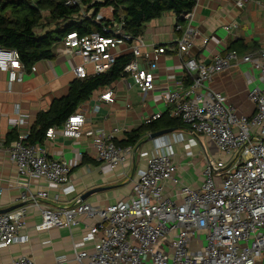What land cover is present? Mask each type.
<instances>
[{
  "label": "built area",
  "instance_id": "1",
  "mask_svg": "<svg viewBox=\"0 0 264 264\" xmlns=\"http://www.w3.org/2000/svg\"><path fill=\"white\" fill-rule=\"evenodd\" d=\"M108 1L112 0H64L66 8L78 12L62 25L89 20L101 25L108 36L99 32L83 37L67 33L60 40L62 52L66 57L81 59L72 73L76 79H85L90 76L86 66H90L92 75L103 74L115 64L118 49L126 47L132 58L121 77L130 78L145 99L155 88L156 63L150 62L146 68L140 66L145 41L141 35L124 32L122 18L114 23L113 8L105 6ZM194 8L182 16L183 24L176 23L173 29L178 33L176 56L192 83L185 90H166L161 94L169 116L180 120L192 137L177 134L175 140L166 139L167 135L151 140L150 150L139 153L144 168L137 173L131 194L104 208L77 203L41 209L39 203L47 198L46 190L33 194L25 186L19 194L20 203H29L39 210L38 231L70 230L79 225L80 218L93 221L80 240L72 243V261L77 264H264V84L248 92L254 110L249 116L236 112L225 95L208 87L214 75L233 64L251 63L264 75V46L255 59L251 55L239 58L235 52L215 56L208 63L195 59L190 56L199 38L192 24ZM206 43L204 40L203 44ZM151 50L159 56L167 48L152 46ZM30 72H35V66ZM0 73L7 76L9 93L14 84L22 82L25 72L15 50L0 47ZM99 99L114 103L111 90ZM14 113L21 122L18 106ZM160 117L161 114L153 115L144 124ZM85 122V114L79 111L66 119L58 134L64 139L78 140ZM54 132L55 129H48L45 138L54 139ZM118 132L114 128L107 134L94 135L89 145L94 160L108 170L133 163L137 152L135 146L123 148L116 144ZM27 136L12 142L6 150L17 172L58 187L64 194L70 193L72 162L48 159L41 144L24 143ZM196 136L213 142L219 156L216 160H204L200 185L191 187L178 176L175 145L181 144L184 158L191 162L195 159L192 148L197 144ZM169 185L173 193L166 197L164 189ZM54 201H58L57 196ZM23 213L17 209L0 214V248L27 242V237L20 235ZM88 243L92 245L90 252L86 250ZM14 264L33 261L22 256Z\"/></svg>",
  "mask_w": 264,
  "mask_h": 264
},
{
  "label": "crops",
  "instance_id": "2",
  "mask_svg": "<svg viewBox=\"0 0 264 264\" xmlns=\"http://www.w3.org/2000/svg\"><path fill=\"white\" fill-rule=\"evenodd\" d=\"M104 16L107 18V14ZM175 24L176 17L168 13L144 26L141 36L146 47L141 49L143 57L140 66L146 68L150 62H155L157 66L155 88L145 99L130 78L121 77L111 86L94 91L89 100L78 106L74 114L82 111L86 117L78 140L60 137V127L51 128L55 129L54 139L44 138L41 146L48 159L71 161L73 164L69 172L72 191L67 194L58 187L20 175L6 150L12 142L28 134L38 113L47 112L52 102L67 95L70 84L76 79L72 68L81 64V59L64 56L60 39L53 47V59L34 64L33 73L24 70L22 82L14 84L10 93L7 92V76L0 73V210L21 204L18 197L25 186L33 194L39 189L46 190L47 198L39 203L41 209L69 207L77 203L104 208L131 194L137 173L144 168L139 153L150 150L152 146L148 136L135 146L137 152L133 163L114 170L96 162L89 145L94 135L107 134L114 128L119 130L117 141L124 140L128 133L144 125L151 116L168 112L161 100L163 92L189 87L184 86L186 73L176 56L178 33L173 31ZM192 24L199 33L190 50V56L195 59L208 63L213 57H222L230 52H235L239 58L251 55L255 59L264 46V0H250L242 5L237 0H196ZM225 27L229 28L228 31ZM204 40L207 42L205 45ZM152 46L165 47L167 51L158 56L153 54ZM118 51L117 57L130 53L126 47ZM86 70L90 76H95L91 74L90 66H86ZM263 84L264 75L250 63L233 64L225 72L214 75L208 87L225 95L228 105L236 112L249 116L254 110L248 101V92ZM108 90L114 98L112 104L99 99ZM17 106L21 122L14 113ZM177 134H182L184 138L192 137L186 128H182L172 131L166 139L175 140ZM195 140L197 144L192 152L196 162L186 163L181 144L175 145L178 176L182 183L191 187L200 185L201 171L194 172L190 167H196L200 162L202 168L206 158L216 160L219 156L213 142L203 136H196ZM98 188L104 190L91 194L85 201L81 200L83 194ZM164 190L166 197L173 193L170 185ZM55 196L58 198L56 202ZM18 209L24 211L20 235L26 236L27 242L0 248V264H14L22 256L31 258L33 264H77L72 261V243L80 240L93 221L80 218L79 225L70 230L53 228L38 231L37 226L41 222L39 210L29 203ZM91 249V243L86 244V250L90 252ZM61 259L65 261L57 263Z\"/></svg>",
  "mask_w": 264,
  "mask_h": 264
},
{
  "label": "trees",
  "instance_id": "3",
  "mask_svg": "<svg viewBox=\"0 0 264 264\" xmlns=\"http://www.w3.org/2000/svg\"><path fill=\"white\" fill-rule=\"evenodd\" d=\"M195 4L196 0H112L105 6L113 8L114 23L122 18L123 31L138 36L147 23L164 14H172L176 17V23L183 24L182 16L190 12ZM77 12V9L66 8L64 0H0V47L15 50L24 70L30 71L34 64L53 59L54 45L67 33L75 32L83 37L99 32L108 36L103 33L101 25L89 20L62 25ZM105 25L109 26L110 22H105ZM131 58V53L119 56L109 71L85 79H75L64 98L52 102L47 112L37 114L24 143L41 144L46 131L61 127L81 103L90 99L94 91L109 87L121 78L123 68ZM185 76L184 86L188 87L192 80ZM182 128H185L182 122L171 118L166 112L159 119L131 131L116 144L123 148L138 146L150 134Z\"/></svg>",
  "mask_w": 264,
  "mask_h": 264
},
{
  "label": "water",
  "instance_id": "4",
  "mask_svg": "<svg viewBox=\"0 0 264 264\" xmlns=\"http://www.w3.org/2000/svg\"><path fill=\"white\" fill-rule=\"evenodd\" d=\"M172 133V130H162V131H159V132H156V133H153V134H150L148 136V140L151 141V140H154V139H157V138H160V137H163V136H166L168 134ZM214 171H217L216 169H214ZM104 189H101V188H98V189H94V190H91L85 194H83V196L81 197V200L82 201H85V199H87L91 194H94V193H97V192H100ZM24 205V203H21V204H18L16 206H13V207H10V208H7V209H3V210H0V214H5V213H9L13 210H16L20 207H22Z\"/></svg>",
  "mask_w": 264,
  "mask_h": 264
},
{
  "label": "rangeland",
  "instance_id": "5",
  "mask_svg": "<svg viewBox=\"0 0 264 264\" xmlns=\"http://www.w3.org/2000/svg\"><path fill=\"white\" fill-rule=\"evenodd\" d=\"M38 32H40V31H38ZM195 160H196V157H195V159H194L193 161H195ZM223 160H224V158H223ZM186 161H187L186 163H188V160H187V159H186ZM195 162H196V161H195ZM197 164H198V165H197L198 167H197V166H196V167H195V166H191V167H190V170H194V172H197V173H198L199 171H201L202 168H200V162H197Z\"/></svg>",
  "mask_w": 264,
  "mask_h": 264
}]
</instances>
